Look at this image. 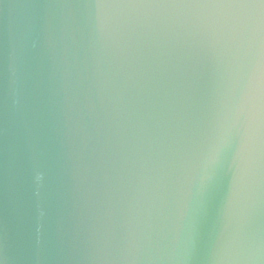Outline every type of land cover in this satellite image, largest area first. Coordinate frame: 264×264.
<instances>
[{"label":"water","instance_id":"1","mask_svg":"<svg viewBox=\"0 0 264 264\" xmlns=\"http://www.w3.org/2000/svg\"><path fill=\"white\" fill-rule=\"evenodd\" d=\"M239 15L0 0V264H264Z\"/></svg>","mask_w":264,"mask_h":264},{"label":"snow or ice","instance_id":"2","mask_svg":"<svg viewBox=\"0 0 264 264\" xmlns=\"http://www.w3.org/2000/svg\"><path fill=\"white\" fill-rule=\"evenodd\" d=\"M202 8L237 10L240 15L228 25L234 38L241 42L251 39L256 48L250 47L237 58L242 63L245 92L254 97L257 111L254 116L258 134L261 160L264 162V0H172ZM255 13L254 18L249 13Z\"/></svg>","mask_w":264,"mask_h":264}]
</instances>
